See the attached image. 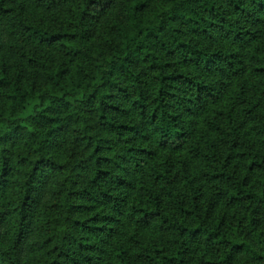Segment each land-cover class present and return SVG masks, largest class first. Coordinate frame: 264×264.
I'll list each match as a JSON object with an SVG mask.
<instances>
[{
	"label": "trees",
	"instance_id": "obj_1",
	"mask_svg": "<svg viewBox=\"0 0 264 264\" xmlns=\"http://www.w3.org/2000/svg\"><path fill=\"white\" fill-rule=\"evenodd\" d=\"M0 264H264V0H0Z\"/></svg>",
	"mask_w": 264,
	"mask_h": 264
}]
</instances>
